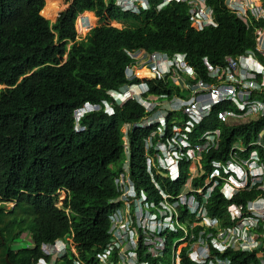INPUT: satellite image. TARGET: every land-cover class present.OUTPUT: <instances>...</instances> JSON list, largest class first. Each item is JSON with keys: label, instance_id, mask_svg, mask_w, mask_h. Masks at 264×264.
<instances>
[{"label": "trees", "instance_id": "obj_1", "mask_svg": "<svg viewBox=\"0 0 264 264\" xmlns=\"http://www.w3.org/2000/svg\"><path fill=\"white\" fill-rule=\"evenodd\" d=\"M207 1L218 26L199 31L191 24L188 1L159 9L163 0H149L148 9L134 13L116 0H72L53 23L47 17L56 19L60 10L56 0H0V85L6 87L0 93V264L48 261L42 245L60 239H72L69 244L79 257L70 251L58 264H74L77 259L101 264L99 255L112 238L111 215L118 207L111 199L121 195L116 179L124 174L128 159L122 129L146 114L134 99L115 104L111 114L102 104L103 99L112 100L109 89L127 81L128 53L141 49L186 53L198 76L205 78L204 58L223 66L228 56L237 57L256 46V29L264 20L248 29L227 8L226 0ZM94 13L102 24L114 21L123 28L97 27L79 39V17L90 15L95 23ZM156 83L150 82L154 91L171 92L164 81L159 89ZM86 102L102 105L85 112L80 120L84 129L77 130L76 110ZM213 122L217 114L199 126L196 135L215 128ZM261 130L260 121L248 122L233 126L224 139L233 143L242 138L250 144ZM149 134L150 130L129 131V170L139 192L156 195L146 169L144 140ZM222 154L223 150L207 154L209 172L211 162ZM189 176L186 166L177 182L158 179L164 189L179 194ZM207 178L197 179L196 184ZM62 190L67 195L58 205ZM257 196V192H241L228 200L217 189L210 200L211 215L228 226L227 207ZM23 234H30L34 246L16 251L14 245ZM166 236L168 259L184 233ZM144 252L141 241V261H146ZM182 252L183 264L195 263L188 247ZM260 253L215 252L231 259L230 264H264Z\"/></svg>", "mask_w": 264, "mask_h": 264}, {"label": "built area", "instance_id": "obj_2", "mask_svg": "<svg viewBox=\"0 0 264 264\" xmlns=\"http://www.w3.org/2000/svg\"><path fill=\"white\" fill-rule=\"evenodd\" d=\"M180 1L190 3L195 29L218 26L214 8L207 0ZM143 6L150 7L149 0H144ZM226 6L248 29L255 21L264 20V0H226ZM132 9L140 12L137 5ZM128 56L130 62L124 71L127 81L109 89L112 100L103 99L102 104L111 114L115 104L134 99L146 114L138 121L127 122L122 129L128 159L124 174L116 179L121 195L111 199L118 207L111 215L112 238L99 255L100 263L169 264L166 235L181 233L184 237L175 244L172 264H183L182 251L186 247L194 264L231 263V259L220 258L215 252L261 251L260 257L264 258V25L256 29L255 48L237 57L228 56L225 65H213L204 58L205 78L198 76L186 53L141 49ZM151 81H157L158 89L164 81L171 92L154 91ZM102 104L86 102L76 110L77 130L84 129L80 125L84 113ZM214 114L215 128L196 135L199 126ZM259 121L262 130L255 142L247 144L242 138L233 143L225 141L224 136L233 126ZM136 129L150 130L144 140L146 169L156 195L139 192L131 178L128 133ZM214 150H223L224 154L211 162L209 172L205 157ZM186 166L190 176L184 189L179 194L164 189L158 176L177 182ZM206 176L203 183L196 184L197 179ZM217 189L228 200L241 192H257L258 196L246 203H231L226 216L229 224L224 226L222 219L211 215L209 207ZM141 241L146 261L139 258ZM69 242L73 240L43 244L42 251L50 259L38 264H58L70 251L79 257ZM74 264L85 263L77 259Z\"/></svg>", "mask_w": 264, "mask_h": 264}, {"label": "rangeland", "instance_id": "obj_3", "mask_svg": "<svg viewBox=\"0 0 264 264\" xmlns=\"http://www.w3.org/2000/svg\"><path fill=\"white\" fill-rule=\"evenodd\" d=\"M46 1V0H45ZM57 3L60 6V10L58 13H55L56 19L59 18V15L61 16V14L66 11L72 4V0H56ZM118 3L126 8H134L136 7V0H118ZM47 5V2H46ZM46 7V6H45ZM137 12V11H136ZM94 16L96 17V21L94 23L93 18L90 15H81L78 19V25L77 28L79 30V33L81 35H83L82 37L86 38V32H88V30L86 29V26H89L90 30H93L94 28L97 27H103V26H109L112 28H116V29H122L123 26L117 23H114V21H108V23L106 24H102L100 19L97 17L96 14H94ZM50 20H54L56 21V19H52L50 17H47ZM3 89H6L5 86L0 85V93ZM67 193L66 191L62 190L61 191V195H60V199H59V203L58 205H61L63 203L64 198L66 197ZM13 203H8V206H12ZM179 240V238L176 239V241ZM34 246L31 236L30 234H23L15 243L14 248L15 250H20V249H24V248H32ZM168 260L173 261V257L172 254L169 253L168 255Z\"/></svg>", "mask_w": 264, "mask_h": 264}, {"label": "clouds", "instance_id": "obj_4", "mask_svg": "<svg viewBox=\"0 0 264 264\" xmlns=\"http://www.w3.org/2000/svg\"><path fill=\"white\" fill-rule=\"evenodd\" d=\"M174 1H177V2H181L180 0H170L169 1V3L168 4H166L165 6H168L169 4H171L172 2H174ZM136 2H137V6L139 7V9H148V8H145L144 6H143V3H144V0H136ZM164 2H165V0H163V2L161 3V4H159L158 5V8L159 9H163L164 8V6L161 8L160 6L162 5V4H164ZM116 3H117V0H116ZM119 6H122V5H120L119 3H117ZM123 8H124V10H126V11H132V12H134L133 11V9L132 8H126V7H124V6H122ZM134 13H136V12H134ZM43 14V13H42ZM95 14V13H94ZM78 29V28H77ZM86 29L88 30V32H86V37L88 36V34L89 33H91V31L92 30H90L87 26H86ZM95 29V28H94ZM78 32H79V30H78ZM83 35H81L80 33H79V39H85L84 37H82ZM65 191V190H64ZM63 204V203H62Z\"/></svg>", "mask_w": 264, "mask_h": 264}, {"label": "water", "instance_id": "obj_5", "mask_svg": "<svg viewBox=\"0 0 264 264\" xmlns=\"http://www.w3.org/2000/svg\"><path fill=\"white\" fill-rule=\"evenodd\" d=\"M60 16V15H59ZM58 20V18L56 19V21ZM53 21V23H55V21L54 20H52Z\"/></svg>", "mask_w": 264, "mask_h": 264}, {"label": "bare ground", "instance_id": "obj_6", "mask_svg": "<svg viewBox=\"0 0 264 264\" xmlns=\"http://www.w3.org/2000/svg\"><path fill=\"white\" fill-rule=\"evenodd\" d=\"M258 1L260 2L261 0H258ZM57 16H58V15H57ZM57 16H56V17H57Z\"/></svg>", "mask_w": 264, "mask_h": 264}]
</instances>
